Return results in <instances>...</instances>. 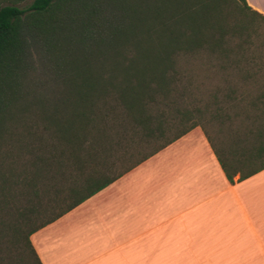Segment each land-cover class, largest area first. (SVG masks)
Returning a JSON list of instances; mask_svg holds the SVG:
<instances>
[{"label": "trees", "instance_id": "1", "mask_svg": "<svg viewBox=\"0 0 264 264\" xmlns=\"http://www.w3.org/2000/svg\"><path fill=\"white\" fill-rule=\"evenodd\" d=\"M220 2L32 0L24 9L0 6V147H12L4 152L11 155L5 171L0 168V239L9 234L14 264H41L33 233L197 127L187 125L188 110L170 109L184 98L175 87V61L180 52L221 46L213 35L225 31L216 13ZM39 46L56 87L35 97L25 90V78L29 50ZM252 133H242L236 160L215 149L231 183L239 164L261 162L238 180L264 168V130ZM134 145L119 171L117 153ZM26 151L29 158L17 171Z\"/></svg>", "mask_w": 264, "mask_h": 264}, {"label": "crops", "instance_id": "2", "mask_svg": "<svg viewBox=\"0 0 264 264\" xmlns=\"http://www.w3.org/2000/svg\"><path fill=\"white\" fill-rule=\"evenodd\" d=\"M264 17V0H245ZM229 182L199 128L30 236L41 264H264V168Z\"/></svg>", "mask_w": 264, "mask_h": 264}, {"label": "rangeland", "instance_id": "3", "mask_svg": "<svg viewBox=\"0 0 264 264\" xmlns=\"http://www.w3.org/2000/svg\"><path fill=\"white\" fill-rule=\"evenodd\" d=\"M31 2L0 0V6L12 4L24 9ZM216 10L218 18L222 20L219 25L225 31L220 36L217 33L213 35L215 41L221 37L222 44L214 47L203 45L193 53H178L174 67L178 73L175 87L184 98L179 100L181 106L171 105L170 109L188 110L191 122L187 125L194 124L203 131L224 158L236 160L235 155L244 147L242 133L248 128L252 134L259 128L264 130V19L251 14L237 0H221ZM29 51L30 65L25 90L35 97L51 94L56 86L53 84V67L47 58L49 56L42 46L31 47ZM168 100L177 102L173 97ZM161 109L168 112L167 107ZM104 120L108 127L116 128L112 119L106 117ZM44 136L48 137L47 134ZM49 141L48 138L46 144H50ZM11 148L9 143L0 147L2 172L11 160V155L7 157L8 152H4ZM136 149L134 145L117 153L116 167L119 171L128 165L123 164L122 155L130 157ZM28 158L26 151L18 162L17 171ZM260 164L258 162L249 167L252 169ZM237 167L243 168L244 164ZM9 240V234L7 238L0 239V243L3 242L0 244V264H14V246H10Z\"/></svg>", "mask_w": 264, "mask_h": 264}]
</instances>
